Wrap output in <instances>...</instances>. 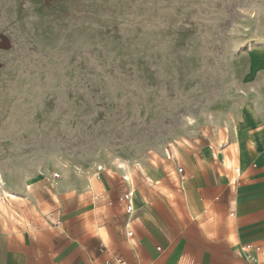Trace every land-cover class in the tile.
<instances>
[{
    "label": "rangeland",
    "instance_id": "rangeland-1",
    "mask_svg": "<svg viewBox=\"0 0 264 264\" xmlns=\"http://www.w3.org/2000/svg\"><path fill=\"white\" fill-rule=\"evenodd\" d=\"M245 113L264 129V0H0V237L93 208L100 165L182 190L213 146L233 180Z\"/></svg>",
    "mask_w": 264,
    "mask_h": 264
},
{
    "label": "crops",
    "instance_id": "crops-1",
    "mask_svg": "<svg viewBox=\"0 0 264 264\" xmlns=\"http://www.w3.org/2000/svg\"><path fill=\"white\" fill-rule=\"evenodd\" d=\"M242 119L232 134L236 155L223 160L225 168L240 172L235 185L215 161L216 153L212 158L214 147H198L188 155L193 165L185 171L181 167L182 190L156 189L154 179L161 175L150 166L148 176L143 169V179L134 176L136 211L129 218L120 202L127 190L124 174L114 179L113 169L103 172L88 186L93 208L74 202L61 215L53 213L58 220L45 226L20 236L3 234L0 264H108L112 256L123 264H247L240 246L254 242L264 247V129L255 127L250 114ZM233 202L236 212L230 216ZM129 229L132 236H127Z\"/></svg>",
    "mask_w": 264,
    "mask_h": 264
},
{
    "label": "built area",
    "instance_id": "built-area-1",
    "mask_svg": "<svg viewBox=\"0 0 264 264\" xmlns=\"http://www.w3.org/2000/svg\"><path fill=\"white\" fill-rule=\"evenodd\" d=\"M167 157L168 159H172L174 161V155L171 149L167 152ZM119 169H122L124 172H126V168L122 167L121 165H119ZM178 169L180 173L183 172V169L181 167H179ZM97 170H98V174H97L98 177L103 172H106L108 174L112 172V169H109L102 165L98 166ZM139 173L142 174V171L139 170ZM237 173H238L237 176L234 177L235 179L231 181L232 185H235L237 182V179L240 177L239 170ZM52 178L54 180H57L60 178V175L58 173H54ZM123 180L127 184V190L121 195L120 202L124 204L126 208V212L130 218L131 216L135 214V211H136L135 202H134V194H133V190H135V185H134L133 179L130 178L127 174L123 176ZM235 205H236L235 202H233L230 205V208H229L230 216H235V212H236ZM126 227L127 228L129 227V222L126 224ZM132 235H133V231L129 229L127 231V236H132ZM101 246L102 248L106 249V246L103 243L101 244ZM239 252L241 253L242 257L245 259L247 264H259L260 262L264 261V247L254 242L242 244L239 248ZM107 263L108 264H123V261L120 257L112 256L108 259Z\"/></svg>",
    "mask_w": 264,
    "mask_h": 264
},
{
    "label": "bare ground",
    "instance_id": "bare-ground-1",
    "mask_svg": "<svg viewBox=\"0 0 264 264\" xmlns=\"http://www.w3.org/2000/svg\"><path fill=\"white\" fill-rule=\"evenodd\" d=\"M232 164H233V162H232V160H230V165H232ZM1 184L3 185V186H1V190H2L3 195L9 197L10 199H17L18 198V195L16 193L9 191L7 189V187H5V183L3 182V180L1 182ZM27 188L30 189L31 186L29 185Z\"/></svg>",
    "mask_w": 264,
    "mask_h": 264
}]
</instances>
